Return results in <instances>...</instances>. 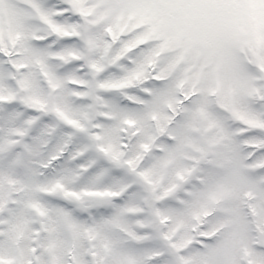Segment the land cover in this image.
<instances>
[{"label": "snow or ice", "instance_id": "1", "mask_svg": "<svg viewBox=\"0 0 264 264\" xmlns=\"http://www.w3.org/2000/svg\"><path fill=\"white\" fill-rule=\"evenodd\" d=\"M0 264H264V0H0Z\"/></svg>", "mask_w": 264, "mask_h": 264}]
</instances>
